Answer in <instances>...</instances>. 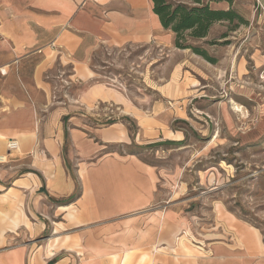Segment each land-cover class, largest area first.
I'll list each match as a JSON object with an SVG mask.
<instances>
[{"label": "crops", "instance_id": "crops-1", "mask_svg": "<svg viewBox=\"0 0 264 264\" xmlns=\"http://www.w3.org/2000/svg\"><path fill=\"white\" fill-rule=\"evenodd\" d=\"M173 42L151 0H0V264H264L263 234L235 216L218 238L181 246L180 215L167 206L144 214L157 200V170L137 151H104L138 145L150 116L126 108L133 134L114 110L99 111L127 102L97 79L99 49ZM207 65L199 62L194 99L210 92ZM169 105L150 107L164 126L154 138L181 144L170 123L185 117Z\"/></svg>", "mask_w": 264, "mask_h": 264}, {"label": "rangeland", "instance_id": "rangeland-1", "mask_svg": "<svg viewBox=\"0 0 264 264\" xmlns=\"http://www.w3.org/2000/svg\"><path fill=\"white\" fill-rule=\"evenodd\" d=\"M210 5L233 9L246 21L236 28L235 23L216 22L205 38L195 42L215 63L189 49L153 43L108 52L99 49L100 66L96 64L97 79L116 86L127 100L116 108L102 103L101 113L114 110L116 119L133 134L136 123L126 108L134 105L150 116L149 123L140 121L145 134L134 138L141 145H114L104 151H137L157 170V200L144 214L167 206L175 218L180 215L183 228L176 238L186 248L218 238L231 216L259 228L264 238V0H218ZM224 32L228 35L221 38ZM184 60L189 68L179 66ZM202 60L212 71L207 77L210 92L200 100L191 96ZM155 101L167 106L171 101V114L185 117L170 123L172 129L183 130L181 144L156 143L154 137H162L158 129L164 126L152 119L158 118L150 110ZM65 147L70 155L71 145ZM133 260L124 258L123 264L150 262L149 257Z\"/></svg>", "mask_w": 264, "mask_h": 264}, {"label": "trees", "instance_id": "trees-1", "mask_svg": "<svg viewBox=\"0 0 264 264\" xmlns=\"http://www.w3.org/2000/svg\"><path fill=\"white\" fill-rule=\"evenodd\" d=\"M151 1L153 12L159 17L163 28L173 32L174 46L179 49H189L210 63H215L216 60L195 42L205 38L210 27L216 22H226L229 25L235 23L233 28L246 23L245 19L233 9H217L210 5V1L218 0ZM227 35L228 32H224L221 38Z\"/></svg>", "mask_w": 264, "mask_h": 264}, {"label": "built area", "instance_id": "built-area-1", "mask_svg": "<svg viewBox=\"0 0 264 264\" xmlns=\"http://www.w3.org/2000/svg\"><path fill=\"white\" fill-rule=\"evenodd\" d=\"M16 143L14 142V141H9V143H8V147L10 148V149H13V148H16Z\"/></svg>", "mask_w": 264, "mask_h": 264}]
</instances>
